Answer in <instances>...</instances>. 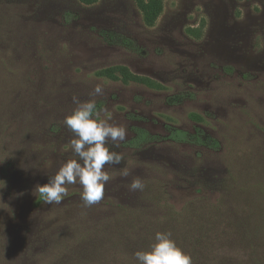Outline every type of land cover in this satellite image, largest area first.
<instances>
[{"label": "rangeland", "instance_id": "1", "mask_svg": "<svg viewBox=\"0 0 264 264\" xmlns=\"http://www.w3.org/2000/svg\"><path fill=\"white\" fill-rule=\"evenodd\" d=\"M101 30L141 52L108 45ZM113 67L161 88L100 76ZM180 93L191 97L167 104ZM73 97L103 102L98 118L125 125L126 141L136 127L163 138L141 150L109 141L124 158L106 166L111 179L91 207L78 183L60 204L35 192L73 158L63 123ZM168 126L198 128L221 149L166 140ZM136 178L142 191L129 190ZM209 193L224 213L192 232V264H264V0H164L152 26L135 0H0V264H136L133 254L149 249L144 231L166 230L155 220L167 199L180 210ZM122 208L152 218L134 244Z\"/></svg>", "mask_w": 264, "mask_h": 264}, {"label": "clouds", "instance_id": "2", "mask_svg": "<svg viewBox=\"0 0 264 264\" xmlns=\"http://www.w3.org/2000/svg\"><path fill=\"white\" fill-rule=\"evenodd\" d=\"M102 94L103 87L97 84L90 95ZM73 102L76 107L63 122L72 133L69 145L73 158L64 162L46 184H38L35 192L46 204H60L68 195L67 185L78 183L82 187L84 206L91 207L104 198L106 185L111 179L106 166L120 165L124 158L122 153L110 150L108 142L119 147L126 141L127 128L99 119L100 111L95 99L80 101L73 97ZM122 174L129 175L126 169ZM144 186L142 180L136 178L129 190L142 191ZM133 256L136 264H192L191 256L177 245L170 232H156L149 249L136 251Z\"/></svg>", "mask_w": 264, "mask_h": 264}, {"label": "trees", "instance_id": "3", "mask_svg": "<svg viewBox=\"0 0 264 264\" xmlns=\"http://www.w3.org/2000/svg\"><path fill=\"white\" fill-rule=\"evenodd\" d=\"M78 1L86 6H92L99 2V0ZM135 2L142 12L144 22L147 25L152 26L163 11L164 0H135ZM99 35L108 45L122 47L135 53L141 52L138 44L123 34L110 30H101L99 31ZM100 76L114 81H122L125 84L140 83L146 84L147 86H151L153 88H161L158 83L143 77L136 76L124 67H113L104 70L100 73ZM190 97L191 95L189 94L180 93L168 97L166 102L170 106H179L186 102ZM97 108L99 111H101L104 108V103H97ZM167 129L168 136L166 137V140L171 142L200 146L210 151H219L221 149V144L216 138L206 135L198 128L193 132L171 126H168ZM134 131L135 136L123 143L124 147L131 150H141L147 145H151L163 140L162 137L153 135L143 128L136 127ZM222 201H224L222 198L219 200L215 199L212 194L209 193L207 195L204 194L197 196L192 201L186 203L182 209L175 210L173 205L167 199L168 204L164 206L165 213L159 219L162 221H155L165 225V232H170L172 234V239H174L177 245L186 253L188 252L186 246L189 245L190 242H194L192 237L197 234V232H195V228L199 231L202 228H210L209 226L212 224V222L215 221L218 223L217 221L221 220V216H223L222 213H224V204ZM157 206L160 208L162 207V205ZM121 213L122 215H128L132 217L130 221H132L133 224L130 230L125 233V239L134 244L136 242V231H138L139 228H143V226H146L145 229H147L148 226L147 224L145 225L144 222L147 221L148 223L152 218L148 214L132 212L129 208H122ZM121 221H123V219ZM153 231L155 230L147 229L144 231L145 235L143 234L142 237H139L141 240H145L144 243L148 247L154 242L155 233L158 232ZM192 232H195L193 236ZM125 239L120 242L122 245H124L125 249L128 250ZM206 263L208 264V262Z\"/></svg>", "mask_w": 264, "mask_h": 264}]
</instances>
